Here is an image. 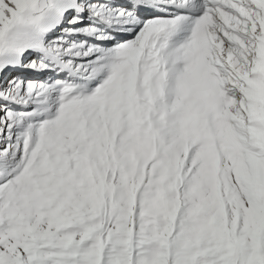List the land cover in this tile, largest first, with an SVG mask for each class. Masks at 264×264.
Instances as JSON below:
<instances>
[{
  "label": "snow or ice",
  "instance_id": "1",
  "mask_svg": "<svg viewBox=\"0 0 264 264\" xmlns=\"http://www.w3.org/2000/svg\"><path fill=\"white\" fill-rule=\"evenodd\" d=\"M0 264H264V0H0Z\"/></svg>",
  "mask_w": 264,
  "mask_h": 264
}]
</instances>
